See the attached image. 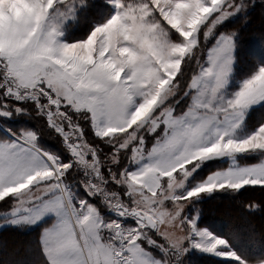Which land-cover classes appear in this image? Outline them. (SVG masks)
I'll use <instances>...</instances> for the list:
<instances>
[{
	"label": "snow or ice",
	"instance_id": "1",
	"mask_svg": "<svg viewBox=\"0 0 264 264\" xmlns=\"http://www.w3.org/2000/svg\"><path fill=\"white\" fill-rule=\"evenodd\" d=\"M106 2L115 9V24L132 37L130 42L122 37L113 41V53L123 47L135 57L119 80L99 60L92 71L74 77L64 70L44 71L39 60L26 63L15 49L0 58V118L43 116L71 157L65 162L42 150L38 131L6 128L12 138L0 137V202L13 197L10 214H23L20 219L25 223L54 217L41 232L46 264H182L191 248L246 264L226 250L224 239L198 230L194 218L183 216L186 202L201 193L264 187V125L243 140L231 135L237 117L264 101V67L232 99L223 100L219 94L231 71L234 43L232 35L221 34L208 51L206 64L197 61L190 79L184 71L187 60L198 55L201 33L207 39L216 25L246 5L243 0ZM54 7L60 10V20L75 19L79 9L90 5L88 0H55ZM112 16L89 34L100 47L104 35L112 31ZM190 24L189 37L185 32ZM153 57L161 64L174 59L178 69L168 83H154L152 90H145L142 85ZM97 80L114 81L102 98L94 94ZM77 90L83 93L79 97ZM190 93L187 110L177 114L176 104ZM82 120L92 129L95 144L85 139ZM158 132L146 151L145 134ZM100 144L110 149L103 158ZM243 153L261 154L260 163L217 172L187 193L179 191L205 160ZM125 156L127 162L122 163ZM131 165L140 167L130 172ZM77 172L87 197L98 198L117 217L132 219L134 226L105 221L89 200L75 199L67 180Z\"/></svg>",
	"mask_w": 264,
	"mask_h": 264
},
{
	"label": "trees",
	"instance_id": "2",
	"mask_svg": "<svg viewBox=\"0 0 264 264\" xmlns=\"http://www.w3.org/2000/svg\"><path fill=\"white\" fill-rule=\"evenodd\" d=\"M90 8L80 9L76 20L68 24L63 40L68 43L82 41L87 38L93 28L105 23L112 16V8L106 0H88ZM249 9L232 20L220 25L215 31L214 38L221 33H230L235 36L233 78L236 81L247 80L258 69L264 67V0L247 1ZM211 39L208 45L215 39ZM200 54L188 59L185 64L186 78L196 71ZM188 102H181L176 107V113L187 109ZM30 122V126L40 133V139L62 156L65 148L60 138L39 119ZM264 123V102L260 107L252 109L245 119V127L250 132ZM24 124V123H23ZM85 139L95 144L96 138L92 129L83 126ZM0 137L5 138L0 131ZM52 143H48V142ZM101 158L106 147L100 144ZM127 159V157H126ZM125 159V160H126ZM122 159V163L125 161ZM248 165L256 164V159L243 160ZM242 164V162H241ZM221 169V168H220ZM107 171V169H103ZM205 177V176H204ZM10 201V200H9ZM2 205L0 214L12 208V202ZM255 205V207H252ZM199 218L197 227L206 229L213 236L224 239L228 248L239 256L246 264H258L264 260V187L245 186L239 191L225 190L202 197L195 203ZM44 227L29 231H22L16 227H6L0 231V264H46L41 251V232ZM153 254L158 255L155 251ZM182 264H237L234 260H221L208 255H185Z\"/></svg>",
	"mask_w": 264,
	"mask_h": 264
},
{
	"label": "clouds",
	"instance_id": "3",
	"mask_svg": "<svg viewBox=\"0 0 264 264\" xmlns=\"http://www.w3.org/2000/svg\"><path fill=\"white\" fill-rule=\"evenodd\" d=\"M71 2L72 0H69V3ZM54 3L55 0H0V58H7V53L15 49L20 54V59L26 63L34 59L39 60L44 71L64 70L74 77H79L82 71H92L99 60L105 71L110 72L115 80H119L124 75L128 63L135 57L128 55V48L118 47L116 53L111 50L113 41L120 37L124 41L132 40L122 25L115 24V14L109 21L112 31L104 35L103 47H100V42L91 35L82 41L68 43L62 39V28L72 17L65 16L57 20L60 10L54 7ZM60 3H64V0H60ZM192 27V24L188 26L185 36H191ZM177 69L176 60L169 59L165 64H161L153 57L145 73L146 82L142 88L152 90L154 83H168ZM165 77L168 79H164ZM75 83L73 80L74 85ZM113 83L114 81L97 80V92L94 94L102 98L106 88L111 87ZM82 94L77 90V97Z\"/></svg>",
	"mask_w": 264,
	"mask_h": 264
},
{
	"label": "rangeland",
	"instance_id": "4",
	"mask_svg": "<svg viewBox=\"0 0 264 264\" xmlns=\"http://www.w3.org/2000/svg\"><path fill=\"white\" fill-rule=\"evenodd\" d=\"M247 1H249V0H243V3L246 5V7L242 8L241 11L237 12L233 16L228 17L221 24L216 25L213 28V31L209 34L207 39H205L203 34L201 33V36H200V48L198 49V55L200 54V58L198 60L199 63L206 64L207 53L215 45L216 40L218 39V37H220L221 34L232 35L233 43H235V41H234L235 36L233 34L221 33V34L217 35L216 38H214L215 31L224 22H226V21H228L230 19L232 20L233 18H235V17H237V16H239L241 14H245L247 12V10L249 9V5H248ZM237 2H240V0H237ZM111 8H112V11H113L112 15H114L115 14V9L112 6H111ZM78 11L75 14V19H71V20H68V21L65 22V25L62 28V30L64 31V36H65L66 30H67L68 24L75 22L76 15H77ZM63 37H62V39H63ZM213 38L215 40L213 42H211L212 44L208 45V42H210V40L213 39ZM173 39H175V33H173ZM234 50H235V48H234ZM234 50L231 53V57H232V61H233L232 64H231V71L229 72V74L227 76L226 84L221 89L220 94H219L223 98V100H225V101H227L229 99H232L234 97L235 93L240 91V89L242 88L243 84L247 80L251 79L257 73L256 72L253 76L247 78V80L245 79V80H242V81H236L233 78V72H232L233 71V65H234V60H233V58H234ZM193 57H191L189 59H192ZM258 71H259V69H258ZM191 95H192V93H190L188 96H183L182 98H180L179 103L176 104L175 107H177V106L181 107L180 106L181 102L184 105L186 101L188 102V105H189L191 103V99H190ZM263 102L264 101H261L259 103L250 105L247 109H245L242 112V114L239 117H237L236 123H237L238 126H236L235 128L231 129V135H232L233 139H236V140L246 139L249 136H251L252 134H254L262 125H264V123H263L260 127H257L256 129H254L253 131H250V132L245 127V119L247 118L249 112L252 109H254L255 107H258V106L260 107V105H262ZM188 105H187V107H188ZM186 110H184V111H186ZM179 114H182V113H179ZM73 118L75 119V117H73ZM34 119H39L42 122L45 120V118L43 116H36V115H30V116H23V115L15 116L14 115L9 120H4L3 118H0V131H1V133L4 134L5 139H11L12 138L5 131L6 128L12 129L13 131L21 129V128L30 129V130L35 131L34 128H32L30 126V122H36V121H34ZM79 124H80L82 129H83V126H86L88 128V122L87 121H83V120L79 121ZM83 132H84V129H83ZM157 135H159V132L154 134V135L145 134V149H146V151L151 149V147L155 143V139H156ZM160 135L162 136L163 133L161 132ZM59 138H60V140H61V142L63 144V141H62L61 137H59ZM48 143H52V142L49 141ZM41 144H46V143L42 139H39V146L41 147L42 150H45V151H47L49 153H52V154H55L62 161L67 162L68 160L71 159V157L69 156V154L67 153L66 150L62 154V156H60L59 154H57L54 151L53 148L44 147ZM103 146L106 147L105 148L106 151L110 150V149H108V146H106V145H103ZM251 158H255L256 161H257L256 164H259L262 157H261V154H257V153H243V154H236V155L231 156V157L225 156V157H220V158L207 159V160H205L204 162H202L200 164L199 168H197L194 172H192V174L186 179L183 188L180 189L179 191L182 192V193H187L188 191L192 190L193 188L199 186L201 183L205 182L208 176H210L212 174H215L217 172H222V171H225V170H236V169H240V168H245V167L251 166V165H248V164L247 165L243 164V163H245V161H243V160L251 159ZM123 159L125 160L126 156ZM126 162H127V159L123 163H126ZM241 162H242V164H241ZM143 163H147V161H144ZM256 164H253V165H256ZM139 167H140V165H131V166H129L128 170L130 172L131 171H136ZM102 171H103V169H102ZM80 176H81V173L77 172L75 175H70L68 177V180H67V183H68L71 191L73 192V196H74L75 199L84 198V199L89 200V203H92L94 206H96L99 209L100 215L102 216V218L105 221L116 220V221L120 222L122 224V226L125 227V228L134 226V221L132 219H130V218L121 219L120 217H117L114 213H112L111 211L107 210L103 205H101L99 203L98 198H89V197H87V195L84 192L83 188L80 187V184H79ZM162 179L166 180L167 178L166 177H162ZM246 186H249V185H246ZM250 186H252V185H250ZM112 187H115V186H112ZM221 191H225V190H221ZM218 192H220V191H215V192H212V193H201L200 196L192 198L190 201L186 202L184 210H183V216L186 219H189V220L194 218L195 219V226H196V228L198 230L207 232L206 229L203 230V229H200V228L197 227V223H198L197 219L199 218V214H198V210L195 208V203L201 201L202 197L203 198L204 197H210L211 194L218 193ZM9 200L12 202L11 205L13 207V205L15 203V199L13 197H8L7 201L2 202V205H8L9 204L8 202H10ZM11 210H12V208H11ZM11 210H8V211L0 214V231L2 229L6 228V227H16V228L21 229L22 231H29V230H33V229L38 228V227L41 228V229L44 227V229H45L48 226H50L51 223L54 220V217L52 215H46L41 220H39L38 222L25 223L23 220L20 219V215H23V214H20L17 217H13L10 214ZM13 220H17L18 222L17 223H13L12 222ZM208 233L211 234L210 232H208ZM226 250L230 251L229 248H227ZM149 251L152 252V251H155V249H149ZM192 253L193 254L197 253V254L204 255V256L208 255V256H212L213 258L221 259V260H232V259H229V258H226V257H222V256H218V255H215V254L205 253V252L199 251V250H197L195 248H191L186 255H190Z\"/></svg>",
	"mask_w": 264,
	"mask_h": 264
}]
</instances>
